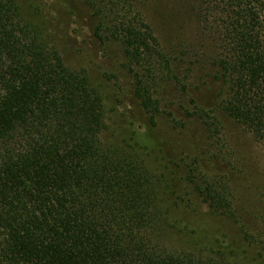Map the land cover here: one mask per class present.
<instances>
[{
  "label": "trees",
  "instance_id": "16d2710c",
  "mask_svg": "<svg viewBox=\"0 0 264 264\" xmlns=\"http://www.w3.org/2000/svg\"><path fill=\"white\" fill-rule=\"evenodd\" d=\"M143 1L83 0L96 36L119 48L149 118L131 138L166 159L151 128L165 115L160 88L187 91L177 68L192 56L185 45L175 55L163 47ZM39 6L0 0V264H232L165 244L173 179L215 214L242 221L244 239L264 250V231L245 230L229 179L199 156L169 160L159 174L135 143L105 140L104 92L87 68L66 63ZM192 11L199 35L213 39L207 60L223 90L214 108L186 113L208 138L224 114L264 140V0H198Z\"/></svg>",
  "mask_w": 264,
  "mask_h": 264
},
{
  "label": "rangeland",
  "instance_id": "374dc122",
  "mask_svg": "<svg viewBox=\"0 0 264 264\" xmlns=\"http://www.w3.org/2000/svg\"><path fill=\"white\" fill-rule=\"evenodd\" d=\"M20 1L24 5L30 1L40 5L49 32L66 63L87 68L93 81L103 90L110 109L105 140H127L134 144L131 131L149 125V118L134 97L133 78L123 68L119 48L112 43H102L96 36L97 19L88 6L83 0ZM197 1L144 0L139 6L166 50L175 55L185 45L192 57L180 62L177 68L188 85L187 91L173 85L160 88L165 115L151 128L162 142L167 160L156 147L145 149L135 143L136 149L159 174L169 160L176 165L186 154L199 156L207 171L221 174L231 182L236 195L235 207L244 218L245 230L263 232L264 140H257L243 125L224 114L214 128V137L208 138L201 120L186 113V108L193 110L195 104L214 108L223 90L216 68L207 60L214 50L213 39L199 35L193 15L192 8ZM217 16V13L211 15L215 22ZM199 59L203 61L200 64ZM210 156L212 159L208 161ZM177 181L173 179L171 183L170 208L163 224L167 233L162 238L168 247L232 264H256L264 259L263 248L244 239L242 221L215 214L200 197Z\"/></svg>",
  "mask_w": 264,
  "mask_h": 264
}]
</instances>
